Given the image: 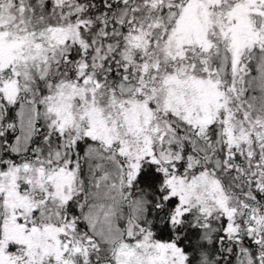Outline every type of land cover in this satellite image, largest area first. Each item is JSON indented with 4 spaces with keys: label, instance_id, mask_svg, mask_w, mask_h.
Instances as JSON below:
<instances>
[{
    "label": "snow or ice",
    "instance_id": "1",
    "mask_svg": "<svg viewBox=\"0 0 264 264\" xmlns=\"http://www.w3.org/2000/svg\"><path fill=\"white\" fill-rule=\"evenodd\" d=\"M0 264H264V0H0Z\"/></svg>",
    "mask_w": 264,
    "mask_h": 264
}]
</instances>
